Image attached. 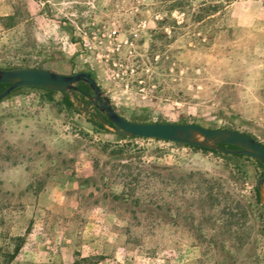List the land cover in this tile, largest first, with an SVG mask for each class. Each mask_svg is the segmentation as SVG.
Instances as JSON below:
<instances>
[{
  "label": "rangeland",
  "instance_id": "374dc122",
  "mask_svg": "<svg viewBox=\"0 0 264 264\" xmlns=\"http://www.w3.org/2000/svg\"><path fill=\"white\" fill-rule=\"evenodd\" d=\"M166 2L0 0V68L87 70L127 119L264 145V0H219L204 26L161 36ZM68 94L0 99V264H264L255 159L120 137Z\"/></svg>",
  "mask_w": 264,
  "mask_h": 264
},
{
  "label": "water",
  "instance_id": "95a60500",
  "mask_svg": "<svg viewBox=\"0 0 264 264\" xmlns=\"http://www.w3.org/2000/svg\"><path fill=\"white\" fill-rule=\"evenodd\" d=\"M83 81L91 93L82 91L76 83ZM0 82L6 85L0 90V99L21 86H35L60 92L82 93L112 123L117 134L135 137H151L193 146L215 149L225 153L247 155L261 164V175L256 180V191L264 209V145L253 136L232 128L209 127L194 122L135 121L119 114L109 98L87 70L67 74L43 67L22 66L0 68ZM104 126H108L102 121ZM220 144H230L227 148Z\"/></svg>",
  "mask_w": 264,
  "mask_h": 264
},
{
  "label": "trees",
  "instance_id": "16d2710c",
  "mask_svg": "<svg viewBox=\"0 0 264 264\" xmlns=\"http://www.w3.org/2000/svg\"><path fill=\"white\" fill-rule=\"evenodd\" d=\"M222 1V0H221ZM224 2H228L229 0H223ZM218 7H221V2L219 0L216 2H213L211 4V0H201L199 3L196 5L192 4L191 0H167L165 3V10L166 14L165 16L161 17L158 21L157 24L161 27V36H166V33L164 32L163 28L168 29L169 31L172 32H184V29L187 28H199L201 26H204L205 23L211 19V14L212 12L217 11ZM175 11L177 12L179 18L173 17L171 13ZM153 32L156 31L155 29L152 30ZM153 62V59H151ZM124 63H121V65ZM14 68V67H11ZM6 85V83H1L0 82V90ZM76 85L84 92L86 93H91L90 88L87 86V84L83 81H78ZM22 87V86H21ZM35 87V86H31ZM19 88V87H18ZM15 88V89H18ZM40 89H43L46 93L49 99H52V92L54 90L46 89V88H41L37 87ZM14 89V90H15ZM12 90V91H14ZM11 91V92H12ZM10 92V93H11ZM62 93V103L65 104L66 106H73V100L71 96L68 94L67 91L61 92ZM72 96L78 100L85 102L86 104H91L90 101L80 92L78 91H71ZM92 112L89 113L88 115V120L95 125L96 127L100 129H104L105 126L102 123L104 121L108 126L113 127L112 123L104 116L102 112H100L97 108L92 106ZM114 108V105H112ZM180 122H186V121H180ZM225 128H230V127H225ZM120 137H125L124 135L118 134ZM130 137V136H127ZM157 139V138H156ZM188 145V144H185ZM221 146L227 147V148H235V146L230 145V144H220ZM193 146V145H189ZM196 148H199L201 150H211L215 151V149L211 148H206V147H201V146H193ZM238 156H244L248 157L247 155L243 154H235ZM257 161V160H256ZM258 165L261 166V164L257 161ZM254 200L255 203L258 204V207L261 208L262 206L259 204V199L256 191V187L254 186ZM113 197H117L116 194H112ZM19 246H15L13 249V252L10 254L9 259H12L14 255L16 254Z\"/></svg>",
  "mask_w": 264,
  "mask_h": 264
},
{
  "label": "crops",
  "instance_id": "0c3cea01",
  "mask_svg": "<svg viewBox=\"0 0 264 264\" xmlns=\"http://www.w3.org/2000/svg\"><path fill=\"white\" fill-rule=\"evenodd\" d=\"M17 253V252H16Z\"/></svg>",
  "mask_w": 264,
  "mask_h": 264
}]
</instances>
